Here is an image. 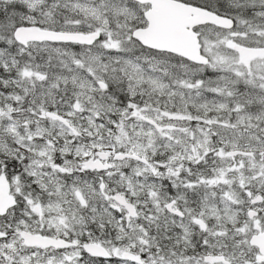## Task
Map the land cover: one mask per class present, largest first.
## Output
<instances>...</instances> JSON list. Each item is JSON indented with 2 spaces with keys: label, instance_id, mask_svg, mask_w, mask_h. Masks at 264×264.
<instances>
[{
  "label": "snow or ice",
  "instance_id": "snow-or-ice-1",
  "mask_svg": "<svg viewBox=\"0 0 264 264\" xmlns=\"http://www.w3.org/2000/svg\"><path fill=\"white\" fill-rule=\"evenodd\" d=\"M0 264H264V0H0Z\"/></svg>",
  "mask_w": 264,
  "mask_h": 264
}]
</instances>
